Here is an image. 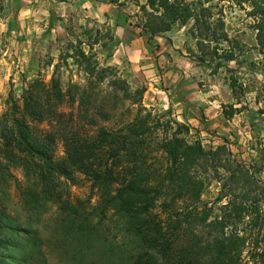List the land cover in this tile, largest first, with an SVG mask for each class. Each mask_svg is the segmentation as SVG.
<instances>
[{"label": "rangeland", "instance_id": "374dc122", "mask_svg": "<svg viewBox=\"0 0 264 264\" xmlns=\"http://www.w3.org/2000/svg\"><path fill=\"white\" fill-rule=\"evenodd\" d=\"M187 1L209 8L213 12L210 34L215 33L218 38L225 34L228 40L206 39L200 43L194 21L178 24L171 31L151 38L144 29L149 17L141 9L148 0H0V30L3 29L0 115L10 111L11 95L23 112L25 98L31 90L43 97L56 80L64 94V103L58 111L72 114L74 128L82 135L96 136L101 128L124 126L149 116V126L156 125L158 136L163 138L172 133L175 123H185L177 122L167 111L148 106L147 84L153 82L165 89L158 77L166 73L177 75L179 79H188V91L194 93L195 119L199 121L198 127L186 124L190 127L186 138L191 142L199 140L209 151L225 148L217 163L208 165L211 168L224 165L218 167V173L205 172V167L197 171L207 180L200 206L219 213L231 200L238 206L242 201L246 203L250 197H242L243 179L237 165L253 175L264 190V50L257 41L255 20L249 14L252 8L240 0ZM137 38L143 44H138L136 49L122 45L124 40ZM138 50L147 51L140 63L148 65L144 69L130 60L131 56L138 59ZM166 50L183 60L179 63L181 68L171 64L173 58ZM81 52L91 57L90 60L81 57ZM231 53L234 59L227 61L226 56ZM103 69L111 70L102 72ZM114 80L126 82L127 93L116 90ZM234 80L237 83L233 92ZM36 81L42 85L33 88ZM75 86L87 90L91 113L104 107L111 120L94 116L95 123L87 121L81 115L80 94ZM144 88L146 91L141 95ZM71 95L76 97L74 103L70 101ZM224 105H233L241 112L231 119L221 117L219 112H223ZM207 112L215 124L211 129ZM26 122L36 136L55 135L54 160L60 162L65 157V147L54 124L37 122L27 116ZM235 172L238 173L234 180L228 181ZM2 173L9 178L5 180ZM62 181L64 194L72 205L79 207L84 217L93 213L91 234L81 236L70 231L66 214L58 204L47 203L40 212L28 209L18 188L27 184L23 169L0 167V182L5 190V194H0V208L19 228L38 238L34 243L24 238L18 240L17 257L37 249L44 260L38 256L33 264H131L138 249L126 229L128 219L115 209H109L103 220L97 217L101 197L89 177L74 173ZM245 189L250 192L248 196L259 190L254 185H245ZM241 229L246 226L242 225ZM250 229L247 227V231ZM251 242L241 264H261L254 258L256 251Z\"/></svg>", "mask_w": 264, "mask_h": 264}, {"label": "trees", "instance_id": "16d2710c", "mask_svg": "<svg viewBox=\"0 0 264 264\" xmlns=\"http://www.w3.org/2000/svg\"><path fill=\"white\" fill-rule=\"evenodd\" d=\"M240 2H246L252 8L249 14L255 20L257 41L264 50V0ZM141 9L149 17L144 29L149 31L151 38L171 31L178 24L187 25L194 21L200 43L206 39L228 40L225 34L222 38L210 34L213 12L201 3L148 0ZM81 57L86 61L91 58L84 52ZM233 59L232 53L226 56L227 61ZM110 70L103 69L102 72ZM236 83L234 80L231 84L233 92ZM41 85L42 82L36 81L33 88ZM113 85L116 90L128 91L127 83L122 80H114ZM75 89L80 94L81 115L87 121L95 123L94 116L111 120L104 107L91 113L87 90L78 86ZM145 91L142 89L141 95ZM49 92L41 97L31 90L25 98L23 112L11 95L10 111L0 115V167L23 169L27 184L18 188L28 209L40 212L47 203L58 204L66 214L70 231L81 236L91 234L93 213L84 217L79 207L73 206L64 194L62 178L69 179L71 174L80 173L89 177L100 192L102 206L97 216L100 220L105 218L109 209H115L128 219L126 229L138 249L131 264H241L251 241L256 251L254 258L264 264V190L253 175L237 165L243 179L242 197H250L246 203L242 201L238 206L231 200L219 213H214L213 208L200 206L207 180L197 171L205 167V172L214 170L218 173V167H225L208 166L211 162L217 163L224 147L213 152L199 140L189 141L186 136L190 134V127L186 124L175 123L172 133L160 138L157 126H149V116L137 118L124 126L101 128L96 136L82 135L74 128L72 114L58 111L64 103L58 81H53ZM70 101L74 103L76 97L71 95ZM240 112L241 109L233 105L223 106L227 119ZM26 116L37 122L54 124L65 147V157L60 162L54 160L55 135L42 138L34 135ZM238 172L231 174L228 181H233ZM1 175L5 180L9 178L5 173ZM245 185H254L259 190L248 196L250 192ZM0 194H5L1 182ZM242 225L246 229L242 230ZM247 227L251 229L247 231ZM23 238L30 243L38 240L19 228L0 208V264H33L38 256L44 260L37 249L17 257L18 240ZM259 249L261 252H257Z\"/></svg>", "mask_w": 264, "mask_h": 264}, {"label": "crops", "instance_id": "0c3cea01", "mask_svg": "<svg viewBox=\"0 0 264 264\" xmlns=\"http://www.w3.org/2000/svg\"><path fill=\"white\" fill-rule=\"evenodd\" d=\"M2 32L3 29L0 30V33ZM138 44H143L141 38H137L135 40L129 39L128 41L124 40L122 45L129 46L131 49H136ZM137 52H139V56L134 53V51L132 53L133 55H137L138 59L134 60V58L131 56L130 60L142 69H144V66L148 67V65H140L142 59L146 58L145 56L147 55V51L138 50ZM166 52H168L173 58L171 64L175 65L177 68H181L179 63H183V60H180V58L176 57L170 50H166ZM158 78L161 81L160 86H164L165 89L157 87L155 84H153V82L147 84V92L145 97L148 99V106L155 108L157 111H167L168 114H170V116L179 123H185L189 126L193 125L198 127L199 121L195 119L196 114L192 107L195 103L193 96L194 93H190L188 91V79H179L177 75L174 77L169 76V73H166L162 77ZM219 113L221 117H224L223 112ZM208 116H210V113L207 112V117ZM209 118L210 119L207 121L209 122V129H211L210 126L215 124L212 122L211 116Z\"/></svg>", "mask_w": 264, "mask_h": 264}]
</instances>
